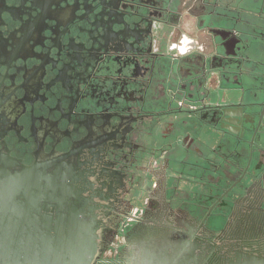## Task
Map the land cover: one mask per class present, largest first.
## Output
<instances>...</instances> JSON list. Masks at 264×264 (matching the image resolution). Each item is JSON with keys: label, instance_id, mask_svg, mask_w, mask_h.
Listing matches in <instances>:
<instances>
[{"label": "flooded vegetation", "instance_id": "1", "mask_svg": "<svg viewBox=\"0 0 264 264\" xmlns=\"http://www.w3.org/2000/svg\"><path fill=\"white\" fill-rule=\"evenodd\" d=\"M0 156L72 162L95 264L263 225L264 0H0Z\"/></svg>", "mask_w": 264, "mask_h": 264}, {"label": "water", "instance_id": "2", "mask_svg": "<svg viewBox=\"0 0 264 264\" xmlns=\"http://www.w3.org/2000/svg\"><path fill=\"white\" fill-rule=\"evenodd\" d=\"M79 181L66 156L31 166L0 156V264H95L101 224ZM257 212L264 220V208ZM240 217L235 209L204 250L196 233L177 230L137 246L120 264H204L212 250L205 264H264V238H256L264 224L236 231Z\"/></svg>", "mask_w": 264, "mask_h": 264}]
</instances>
